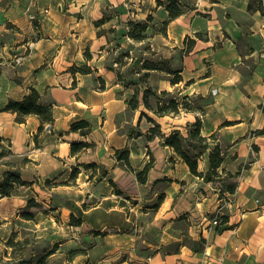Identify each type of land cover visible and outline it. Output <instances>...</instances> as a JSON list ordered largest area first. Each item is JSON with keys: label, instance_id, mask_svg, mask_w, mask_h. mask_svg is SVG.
I'll list each match as a JSON object with an SVG mask.
<instances>
[{"label": "crops", "instance_id": "1", "mask_svg": "<svg viewBox=\"0 0 264 264\" xmlns=\"http://www.w3.org/2000/svg\"><path fill=\"white\" fill-rule=\"evenodd\" d=\"M129 1L133 12L125 9L128 0H0V136L10 156L28 159L19 171L29 185L20 188L74 185L84 193L79 204L96 199L83 211L82 227L117 239L95 246L90 264H264V12L249 10L254 0H178L183 14L151 37L154 50L171 52L167 59L181 55L183 81L164 79L159 91L210 99L203 112L166 125L169 116L151 118L169 135L184 133L202 116L203 136L216 135L225 146L221 178L237 176L230 193L229 183L218 188L219 178L193 175L163 139L134 133L154 124L141 119L142 105L131 110L135 90L109 64L102 29L119 27L130 14L140 24L170 17L168 0ZM108 10L115 14L101 22ZM85 66L88 73L79 71ZM32 90L53 110L54 121L43 130L39 116L20 123L5 110ZM130 111L132 118L121 121ZM81 121L90 124L89 133L72 130ZM79 143L88 146L74 153ZM123 149L130 151V167L116 155ZM150 162L141 183L138 174ZM208 169L207 154L199 170ZM17 190L0 200L22 199Z\"/></svg>", "mask_w": 264, "mask_h": 264}, {"label": "rangeland", "instance_id": "2", "mask_svg": "<svg viewBox=\"0 0 264 264\" xmlns=\"http://www.w3.org/2000/svg\"><path fill=\"white\" fill-rule=\"evenodd\" d=\"M127 3L128 5L125 6V9L133 12L134 7L131 2L128 0ZM114 14L115 12L108 10L104 15V21L109 20ZM135 24H140V21L130 14L124 21L120 20L117 23L116 26L119 27H111V24H107L102 29V32L109 40V45L106 46L108 62L114 68H118L124 72L123 74L128 82H136V84L132 85V88L140 91V100L142 99L146 85H150L157 90V97H160L166 103V101H169L170 96H162V91H159L158 88L159 85H162L164 88L166 83L162 82V80L172 78L168 72L180 68V52L173 53L172 56L174 57L171 60L166 58L170 56L171 52L159 47L154 50L153 45L155 41L151 37L161 32L163 24H149L151 28L147 30V38L142 42H136L131 38L128 39L127 33L133 29V25ZM137 59L143 62L155 61L160 66V69L152 71L147 77L146 82L141 83L140 78L145 74V71L141 70L140 67L135 69V72L141 70L140 75L137 73L133 76L128 75L129 70ZM115 63H118V65H115ZM171 93V95L176 96L181 101L184 96H187L180 95L176 89ZM188 96H190L187 101L188 106L194 109L206 105L210 101V99H203L197 95L188 94ZM152 98L153 103H155L156 98ZM143 111L150 117H158L153 112L146 110L142 105L141 112ZM186 113L188 112L182 110L178 116L171 115L163 119L162 122L166 125L165 122H171L169 118L182 117ZM132 116L133 112L130 111L120 119L121 121H125L131 119ZM198 117L201 118L202 116ZM146 120L144 121L146 122ZM128 128H130V125L124 124L123 130H127ZM192 129V127H184L183 132L187 135ZM138 131H140L139 128H137L136 133ZM209 142L211 148H214L217 143L222 149L225 148L224 145L218 142L217 137L215 140L211 138ZM188 151L191 154H195L200 151V148L192 146L188 148ZM207 154H204L205 157ZM22 161V158L10 155H6L5 158L0 159V182L4 178V170L6 172L7 170L16 171L19 169ZM1 164H11L16 169L10 166L2 167ZM101 176H98L96 180H99ZM217 180L218 188L221 189L225 188L226 183L235 182V179H228L227 177L226 179L219 178ZM17 192H21L20 195H23L22 199L0 200V264H40L41 261L44 264H90L92 259L91 252L93 253L95 246L107 245L106 240L108 238L117 239V236L105 238L106 232L87 231L85 227H82V224L78 223L79 221L83 222L81 219L84 215L83 211L88 210V207L94 206L97 201L95 198L90 199L88 197L84 204H79L80 200L84 198V193L81 194L80 190L74 187V185L72 188L62 187L60 189H52V186L46 184V188H19ZM113 192L119 195L117 189ZM31 199L36 203L30 205L29 201ZM24 214H31L33 217L32 219H28L24 217ZM100 219L98 216L99 222L101 221Z\"/></svg>", "mask_w": 264, "mask_h": 264}, {"label": "trees", "instance_id": "3", "mask_svg": "<svg viewBox=\"0 0 264 264\" xmlns=\"http://www.w3.org/2000/svg\"><path fill=\"white\" fill-rule=\"evenodd\" d=\"M159 5H164L162 0H157ZM167 11L169 12V20L165 21L163 23V28L161 30L162 33H166V27L169 23V21L178 18L183 14V9L181 8V3L178 0H168V4L166 6ZM249 10H258L261 12H264V0H254L249 5ZM101 22H104L102 20ZM149 28V24H135L133 25V29L130 30V32L127 33V36L131 38L132 40L136 42H142L144 41L147 36L146 32ZM190 50H183V54L189 53ZM168 61V60H166ZM143 63V64H142ZM141 65V66H140ZM169 65V64H168ZM141 68V70L145 71L140 81L141 83L146 82L147 77L150 75L152 71H157L160 69V66L155 61H142L140 59H137L134 64L132 65L131 69L129 70L128 75L133 76L136 73L135 69ZM90 68L88 66H85L83 68H79V71L82 73H88ZM183 71L182 67L177 68L175 70H172L168 72L169 75L172 76L170 79L172 85L179 84L183 81V77L181 76V72ZM118 80L123 83L127 87H131L133 84H136V82L127 81L124 74H121L120 71H118ZM171 92L168 91H162V96H170L169 101H166V103L163 102V100L160 97H157L158 92L154 88H152L150 85H146V89L144 90L142 101L140 100V91L138 89L135 90L134 95L129 101V105L131 110L137 111L140 109L141 105L148 110L153 112L158 117H165V116H178L182 110L188 112V113H195V112H203L204 106H200L197 108L189 107L187 101L189 100L190 96H184L181 100H179L176 96L171 95ZM155 97V103H153V98ZM203 98V97H201ZM205 99V98H203ZM41 95L38 91L32 90V92L24 98L23 101H11L8 106L6 107V111H12L14 113H17L16 120L20 123L24 122L26 117L30 115H37L42 120V126L41 130H43L45 124H51L54 121V115L53 110L51 107L45 106L41 103ZM143 117H146L149 122H152L154 124L153 127H151L147 133H143L141 131H138L136 135L138 136H145L148 141H153L157 138H161L164 140V145L172 148L176 154L181 157L184 162L189 166L191 172L193 175L197 177H202L205 179V181L211 182L214 181L216 178H221V167L225 160V153L224 150L221 148V146L217 143L215 144L214 148L210 147V140L216 139V135H212L210 137L203 136V121L200 117H197L194 123H191L187 125L188 127H192L193 129L188 132L187 135L182 133L180 130H175L171 134L166 135L162 127L159 123L156 122L153 118H151L146 112H141V119ZM227 125V123H226ZM73 131H82L83 134H87L91 130V126L86 121H81L78 123H75L72 126ZM4 138L0 136V158L6 157V155H11L12 152L9 148H6L4 146ZM88 144L86 143H79L74 144L72 147V151L75 153L79 149H82L84 147H87ZM194 148H200V151L196 152L195 154H191L188 151L189 147ZM205 153H208V163H209V169L206 172H202L199 170V161L203 157ZM116 155L122 163H124L126 166L130 167V151L129 149H123L118 150L116 152ZM25 163L28 162L27 158H24L23 160ZM152 165V162L148 164L143 171H141L138 174V179L141 183H145L147 180V175L149 172V169ZM10 167L11 164H8ZM94 166V165H93ZM88 166V167H93ZM236 175L228 174V179H234L236 178ZM29 185L28 182H25L21 179L20 171L18 170H9L5 172L3 180L0 182V198L4 197H10L13 195V193L19 189L22 186ZM237 188V182L230 183L226 185L227 191L230 193H234ZM36 202L31 199L29 201L30 205H33ZM25 218L32 219L31 214H24ZM78 223L81 224V221ZM223 223H225V220H223ZM40 264H44V262H40Z\"/></svg>", "mask_w": 264, "mask_h": 264}, {"label": "built area", "instance_id": "4", "mask_svg": "<svg viewBox=\"0 0 264 264\" xmlns=\"http://www.w3.org/2000/svg\"><path fill=\"white\" fill-rule=\"evenodd\" d=\"M34 19V18H33ZM212 224H214V225H217V224H219V219L218 218H216L215 220H213L212 221Z\"/></svg>", "mask_w": 264, "mask_h": 264}]
</instances>
